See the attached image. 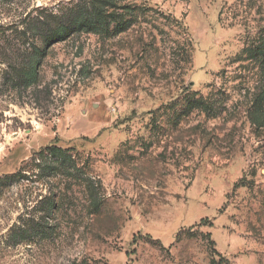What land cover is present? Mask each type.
<instances>
[{
  "label": "rangeland",
  "instance_id": "obj_1",
  "mask_svg": "<svg viewBox=\"0 0 264 264\" xmlns=\"http://www.w3.org/2000/svg\"><path fill=\"white\" fill-rule=\"evenodd\" d=\"M21 169L0 264H264V0H0V177Z\"/></svg>",
  "mask_w": 264,
  "mask_h": 264
},
{
  "label": "trees",
  "instance_id": "obj_2",
  "mask_svg": "<svg viewBox=\"0 0 264 264\" xmlns=\"http://www.w3.org/2000/svg\"><path fill=\"white\" fill-rule=\"evenodd\" d=\"M27 74L28 76H25L23 74L22 75L18 74L16 75V79L18 80L19 83H25L26 81L29 82L30 79H32L33 81L36 80L37 75H35V73L28 72ZM67 152L68 150H62L59 147L51 146V147L41 150L40 153L36 155L37 159H33L32 163H34L36 160L38 161V164L45 163L41 171L43 173L44 171H47L48 177L56 179V175L63 176V171L64 169H66V167H68L69 169H73V167L71 166L73 162L71 160V157L67 156ZM53 153L58 155L60 161L57 159L52 160L50 159L51 157L50 158L48 157V155H51ZM36 166H39V165H36ZM24 171H25L24 169H21L16 174L0 177V191L3 188L9 187L10 185H12V183H15L18 180L23 179L25 177V175L23 174ZM57 207L58 206L55 203H53L52 205H49V207H46L44 210L42 209V211L48 215L52 213L54 215L55 211L57 210ZM41 220H43V216L41 217ZM32 228H52V227L51 226L47 227L46 225H43L42 222L40 221L39 223H36L34 226H32Z\"/></svg>",
  "mask_w": 264,
  "mask_h": 264
}]
</instances>
